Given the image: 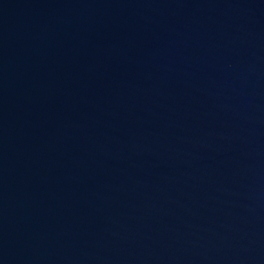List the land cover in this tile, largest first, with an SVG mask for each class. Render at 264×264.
I'll list each match as a JSON object with an SVG mask.
<instances>
[{
	"label": "water",
	"instance_id": "1",
	"mask_svg": "<svg viewBox=\"0 0 264 264\" xmlns=\"http://www.w3.org/2000/svg\"><path fill=\"white\" fill-rule=\"evenodd\" d=\"M0 264H264V0H0Z\"/></svg>",
	"mask_w": 264,
	"mask_h": 264
}]
</instances>
